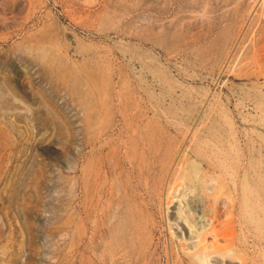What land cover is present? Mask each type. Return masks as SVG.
Listing matches in <instances>:
<instances>
[{"label": "rangeland", "instance_id": "1", "mask_svg": "<svg viewBox=\"0 0 264 264\" xmlns=\"http://www.w3.org/2000/svg\"><path fill=\"white\" fill-rule=\"evenodd\" d=\"M0 264H264V0H0Z\"/></svg>", "mask_w": 264, "mask_h": 264}, {"label": "bare ground", "instance_id": "2", "mask_svg": "<svg viewBox=\"0 0 264 264\" xmlns=\"http://www.w3.org/2000/svg\"><path fill=\"white\" fill-rule=\"evenodd\" d=\"M195 176H196V174H195ZM195 178H196V177H195ZM197 178H198V177H197ZM176 189H177V188H176ZM176 189H175V190H176ZM192 191H193V190H192ZM170 195H171V194H170ZM199 195H200V194H199ZM171 196H172V195H171ZM185 217H186V216H185ZM179 218H180V217H179ZM192 219H193V218H192Z\"/></svg>", "mask_w": 264, "mask_h": 264}]
</instances>
